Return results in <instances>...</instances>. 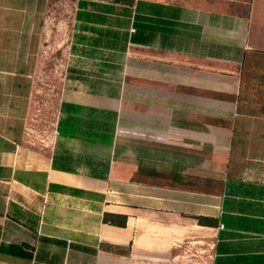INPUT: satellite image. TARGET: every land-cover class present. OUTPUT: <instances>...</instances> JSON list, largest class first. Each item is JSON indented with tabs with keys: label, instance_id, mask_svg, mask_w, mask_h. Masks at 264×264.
I'll return each instance as SVG.
<instances>
[{
	"label": "crops",
	"instance_id": "0c3cea01",
	"mask_svg": "<svg viewBox=\"0 0 264 264\" xmlns=\"http://www.w3.org/2000/svg\"><path fill=\"white\" fill-rule=\"evenodd\" d=\"M0 264H264V0H0Z\"/></svg>",
	"mask_w": 264,
	"mask_h": 264
},
{
	"label": "rangeland",
	"instance_id": "374dc122",
	"mask_svg": "<svg viewBox=\"0 0 264 264\" xmlns=\"http://www.w3.org/2000/svg\"><path fill=\"white\" fill-rule=\"evenodd\" d=\"M55 91V89H54ZM50 96V93H49ZM45 98V97H44ZM51 102V103H50ZM54 104L53 90L50 97L46 98V102H39V100L34 101L31 105V121L30 128L36 132L34 136L35 140H39V147L41 146V139L46 138L50 132V123H51V112ZM46 116V118H44ZM40 136V137H37ZM32 138V140H34ZM42 147V146H41Z\"/></svg>",
	"mask_w": 264,
	"mask_h": 264
},
{
	"label": "trees",
	"instance_id": "16d2710c",
	"mask_svg": "<svg viewBox=\"0 0 264 264\" xmlns=\"http://www.w3.org/2000/svg\"><path fill=\"white\" fill-rule=\"evenodd\" d=\"M104 221H106V216L104 217V219H103Z\"/></svg>",
	"mask_w": 264,
	"mask_h": 264
},
{
	"label": "built area",
	"instance_id": "2783aa9c",
	"mask_svg": "<svg viewBox=\"0 0 264 264\" xmlns=\"http://www.w3.org/2000/svg\"><path fill=\"white\" fill-rule=\"evenodd\" d=\"M219 227H221V226H219Z\"/></svg>",
	"mask_w": 264,
	"mask_h": 264
}]
</instances>
